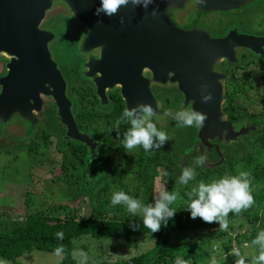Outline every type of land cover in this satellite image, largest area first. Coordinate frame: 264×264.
<instances>
[{"label":"water","instance_id":"95a60500","mask_svg":"<svg viewBox=\"0 0 264 264\" xmlns=\"http://www.w3.org/2000/svg\"><path fill=\"white\" fill-rule=\"evenodd\" d=\"M99 7L100 0H0V57L7 60L6 75L0 79L1 102L7 117L11 118L13 110L27 113L30 103L36 105L42 93L55 104L71 139L88 148L94 144L77 129L66 83L49 50L54 34L42 29L50 14L61 10L83 29L79 51L86 57V76H95L96 93L103 104L105 90L119 88L125 108L151 105L154 115L150 119L159 128L169 111L155 100L150 88L174 87L182 95L181 111L191 108L206 116L203 126L195 127L205 152L204 166L223 165L225 150L239 136L261 126V121L235 126L225 119L222 78L216 66L222 58L235 60L239 50L253 54L257 50L263 55L264 38L235 31L214 38L194 25L185 27L184 22L193 8L210 16L236 11L238 0H128L110 16L95 14ZM209 94L211 99L205 101L203 97ZM199 154L202 156L201 149Z\"/></svg>","mask_w":264,"mask_h":264},{"label":"trees","instance_id":"16d2710c","mask_svg":"<svg viewBox=\"0 0 264 264\" xmlns=\"http://www.w3.org/2000/svg\"><path fill=\"white\" fill-rule=\"evenodd\" d=\"M260 70L264 72V64L260 67ZM76 83L77 85L74 87L73 84ZM67 97L71 105L74 106L72 115L77 129L80 132H86V135L93 134L91 138L93 136L97 138L98 136V139L103 143L102 146H107L100 147L97 152L92 153L91 149L85 144L71 139L66 134L65 146L62 148L58 147L62 158L61 173L65 177L74 176L75 180L79 179L81 181H84L86 171L91 173V181L87 185L77 186L72 192L71 200L72 204H74V209L77 210L76 213L70 214L68 212L64 216L39 213L37 215H27L25 220L22 221L1 219L3 221H0V259L10 264H19L17 260L25 255H31L34 252L57 254L55 249L61 248L62 251L58 254L60 255V260L57 264H76L73 258V252L76 247L75 242L83 237H88L99 242L119 240L128 245H133L140 238L154 241L152 250L120 259L111 264H174L177 258L187 260L188 264H210L212 260V241L224 237H228L227 244L223 245L222 250L224 254L219 259H216L217 264H234L236 260V258L233 259V257H236L234 250H239L247 257L258 254L257 246L252 245L251 241L255 238L258 231L264 229V216L260 213L264 206V163L255 166L254 172L251 175L250 185L254 184L258 186L255 190H250L254 203L250 207L242 209L238 214L230 211L226 217L228 222L226 229H221L215 222L211 224L205 223L199 217L193 220L190 218L188 211H179L168 220L167 226L162 225L159 231L152 233L150 229L143 226L142 217L139 214H129L126 206L123 204L111 205L110 200L113 193L111 188L116 183H119L120 190L116 191H124L129 194L131 189L121 182L127 175L133 174L137 178L135 192H138V190L142 192V197L139 200L144 204L150 199L153 180L158 176L159 171L162 172L164 178H168L169 180L172 173L176 169L179 170L180 165L182 166L181 160L183 157L179 161L180 164L174 169L171 161L172 159L176 160V156L166 153L160 155L159 151L156 153L151 151L145 153L142 147L137 146L140 150L133 157V159H136L137 169L135 171L120 169L117 173H113L115 167L112 163L110 164L109 155L121 151L119 153L121 158L120 164L126 158L123 139L124 133L130 127L127 118H124L119 125L116 123L121 112L125 109L121 97L119 95L113 96L108 103L103 104L101 102L98 106L90 98L87 89L83 85H80L77 80L69 83ZM226 98L224 109L228 120L231 122H237L240 118L254 120L255 117L264 112L262 108L257 110L254 104L250 106L241 101H237L236 103L235 99L229 95ZM97 106L102 109H97ZM98 119L103 122L104 131L108 135L110 132L112 138L119 140L120 146L110 144L112 141L101 135L100 131L95 132L92 129L93 122ZM261 132L264 133V127L258 128L257 131H250L249 133L251 137L258 140L256 142L264 150V136L256 137ZM195 135H197L196 131ZM195 135V143L198 144L199 141ZM45 141L46 139L41 138L38 140V144L40 143L39 145L43 146L46 144ZM241 142H237L233 146V149L242 147ZM254 144L250 143L248 147L250 148ZM28 150V152H33L34 148ZM227 151L225 152L228 153L226 160L227 168L226 166L221 168L202 166L198 167L200 171L204 169L208 170H205L207 171L206 173L199 171L198 175L209 177L211 172L221 173L222 170L228 168L231 172L234 165L232 161L233 157L230 154L232 151ZM197 154L198 152L195 155ZM229 156L231 158L228 159ZM95 162L98 164L97 169H95ZM249 162L251 163L252 159ZM171 186L170 181H168L169 191L171 190ZM80 201L87 202L86 208L88 209V213L84 217L79 216L77 213L78 209L76 206ZM64 206L65 204H60L51 211L54 212L57 208ZM237 218L244 219L246 224L250 226V229L246 232H241V234L234 233L232 237L230 234L232 232L231 222ZM130 225L135 227H130ZM197 231L203 235L199 243H182L180 246H174L170 243L174 235ZM57 232H62V239L56 238L55 233ZM247 249L250 250L251 254H246Z\"/></svg>","mask_w":264,"mask_h":264},{"label":"rangeland","instance_id":"374dc122","mask_svg":"<svg viewBox=\"0 0 264 264\" xmlns=\"http://www.w3.org/2000/svg\"><path fill=\"white\" fill-rule=\"evenodd\" d=\"M194 9V8H193ZM210 21L209 33L215 36H221L226 31L234 29L238 34L256 36L264 33V0H248L246 5H241V9L231 12H218L211 14L207 17ZM44 28L53 32L55 38L52 43L49 44V50L53 53V56L58 60L60 66L65 71V79L67 83L75 82V80L83 78L81 73H77L79 65H82V61H85L82 55H80L78 46L83 38L84 32L82 27L69 15L63 13L61 10L53 11L49 19L43 23ZM52 55V54H51ZM255 55V54H254ZM260 58V57H259ZM262 59V58H261ZM254 60V59H252ZM247 71L242 78L247 80V83L243 82L239 85V94H233L236 96L235 101L244 102L248 105L258 104L257 110L260 109V105L264 103V75L258 74L255 65H248ZM249 82H251L249 87ZM77 85L73 84L75 87ZM156 91V89H155ZM157 92V91H156ZM158 100L161 102L162 108L170 111L174 109L173 114H169L168 118H164L159 129L164 130L168 136V140L163 144L161 148L150 149L151 152H160V155L164 153L176 156V160L172 159V165L175 169L177 165L181 164L180 169L172 173L170 179L164 178L162 172L159 171L157 177L153 180L152 192L150 193V199L144 204H153V198L156 197L162 191L168 190V181L171 183L170 192L177 194L176 200L171 205L172 210L175 212L187 211V196L186 193L201 181L208 183L212 180L219 179L224 175H238L241 171L249 173V181L251 175L254 172L255 166L264 163V150L259 147L254 137L250 136V133L242 136V147H238L235 150L233 146L228 147L225 152L232 151L230 154L233 157L232 161L234 165L230 169L222 170L221 173L211 172L209 177H201L198 175L200 169L196 167V177L194 180L188 182L187 185L179 182V175L185 167H195L194 159L197 155H200V149L198 144L195 143L194 135L195 127H185L179 124L176 113L180 111L183 105L182 95L176 91L174 87H168L158 92ZM97 109H102L101 107ZM170 109V110H169ZM257 118V117H255ZM262 126V125H261ZM261 126H257L260 128ZM256 127V131L257 128ZM92 129L95 132H101L105 138H108L110 144L119 145V140H116L104 131V124L99 119L93 122ZM260 130V129H259ZM93 134H88L89 138L94 143L92 153L97 152L102 146V142L95 136L91 138ZM34 136V135H33ZM196 136V135H195ZM264 136L261 132L256 137ZM111 138V139H110ZM53 139V138H52ZM50 139V140H52ZM248 139V140H246ZM249 141V142H248ZM154 143L156 141L154 140ZM250 143H255L254 146L248 147ZM257 143V144H256ZM40 144V143H39ZM36 138H26L24 141L15 138H0V221L1 219H9L12 221L25 220L27 215H37L39 213H45L52 216H64L68 212L75 214L74 204H72L71 196L72 192L79 185H87L91 181V173L86 171L84 181L74 178V176L65 177L61 173V154L57 150L56 143L48 145H39ZM105 144V143H104ZM33 149V152H28V149ZM47 149V151H46ZM140 148L136 147L132 150L126 149V158L119 163L121 158V151L111 153L109 160H111L115 167L113 173H117L118 170H132L137 169L136 159L133 157L138 154ZM198 154L195 155L197 152ZM236 151V152H235ZM223 153L225 163L219 167L226 166L227 154ZM195 155V157H194ZM205 152L202 153V156ZM231 156L228 157L231 158ZM213 158H215L213 156ZM252 159L250 163L249 160ZM248 160V161H247ZM93 164V163H92ZM95 169H97V163L95 162ZM227 168V166H226ZM208 169L200 171L206 173ZM108 171V169H107ZM199 172V173H200ZM75 180L74 183L72 181ZM137 178L135 175L129 174L121 183L126 184L131 191L129 195L133 198L142 197V192L138 190L136 184ZM83 185V186H84ZM119 183L113 186L112 192L118 190ZM258 186L250 185V190H255ZM120 190V189H119ZM60 204H65L64 207L57 208L54 212L51 210L58 207ZM87 202L80 201L76 208L78 209L79 216H85L88 213L86 208ZM58 210V211H57ZM264 216V206L260 212ZM139 214V213H138ZM142 217L141 214H139ZM1 226V224H0ZM233 237L234 233L246 232L250 229V226L246 224L242 218H237L231 222ZM202 234L197 231L194 233L183 232L178 235H174L170 243L174 246H180L182 243L196 242L199 243L202 239ZM228 237L220 238L212 241L211 246V258L219 259L223 255L222 247L227 244ZM76 247L73 252L74 262L76 264H111L142 252H147L153 249L154 241L150 239H138L133 245L120 242L119 240L110 241H95L88 237L80 238L75 242ZM234 246L235 244L232 243ZM246 254L249 255L250 250H246ZM234 255V254H233ZM236 257H233L235 259ZM60 260L58 254H46L34 252L31 255H25L18 259L19 264H57ZM7 264H10L7 262ZM221 264V263H219Z\"/></svg>","mask_w":264,"mask_h":264},{"label":"clouds","instance_id":"9594fccd","mask_svg":"<svg viewBox=\"0 0 264 264\" xmlns=\"http://www.w3.org/2000/svg\"><path fill=\"white\" fill-rule=\"evenodd\" d=\"M128 0H100V7L96 9L95 14L103 12L105 15H112L118 8L126 5ZM135 3L136 0H133ZM205 101L211 99V95L203 97ZM154 110L149 104H137L134 108H125L121 112L117 125L127 118L130 127L124 133L123 146L127 150H132L137 146L142 147L145 153L153 148H161L168 140L164 130L158 129L151 121ZM177 120L179 124L185 127H202L206 116L202 113L188 108L184 111H177ZM154 140L156 143H154ZM204 156H197L194 159L195 167H185L179 175V182L187 185L189 181L194 180L197 173L196 167L204 166ZM249 173L239 172L238 175H224L219 179L205 183L199 182L190 192L186 193L187 206L190 218L199 217L205 223H217L221 229L227 228V214L231 211L238 214L242 209L250 207L254 203L250 191ZM177 194L170 191H162L153 198V204H143L138 198H133L124 191H115L112 193L110 203L115 206L123 204L126 206L129 214H141L142 224L151 230L152 233L159 231L161 226H167V222L176 212L172 210L171 205L176 200ZM130 227H135L130 225ZM56 238L62 239V232L55 233ZM252 245L257 246L258 254L247 257L239 250H234L236 260L234 264H264V229L257 232L255 238L251 241ZM59 254L62 249L56 248ZM0 264H7L0 259ZM174 264H188L187 260L177 258ZM210 264H217L215 258Z\"/></svg>","mask_w":264,"mask_h":264},{"label":"flooded vegetation","instance_id":"af4514ba","mask_svg":"<svg viewBox=\"0 0 264 264\" xmlns=\"http://www.w3.org/2000/svg\"><path fill=\"white\" fill-rule=\"evenodd\" d=\"M248 0H238L239 3V9H241V5H246ZM63 13L67 14L63 11ZM208 16L201 13L198 9H193L188 12V14L184 18L185 27H189L190 25H194L196 29H198L200 32L206 31L209 33V25L210 21L207 19ZM49 19V18H48ZM47 19V20H48ZM46 20V21H47ZM45 21V22H46ZM43 26V25H42ZM43 30H49L47 28L42 27ZM50 31V30H49ZM231 31H235L233 28L226 31L221 36H215L212 33L211 36L214 38H222L225 35L229 34ZM236 32V31H235ZM238 34V32H236ZM241 35V34H239ZM248 36V35H247ZM253 37V36H251ZM255 38H264V33L254 36ZM55 38V36H54ZM54 41V40H53ZM79 50V47H78ZM256 54H258L257 50H254ZM80 55L83 56L85 59L86 57L79 51ZM260 53V52H259ZM264 53V49H263ZM52 61L56 65V70L60 76V78L66 83V95H68V88L69 84L67 83L65 79V71L60 66L58 60L55 59L53 56V53H51ZM254 55L253 53H249L246 50H239L237 53V57L233 61H227L225 58L219 59L216 66V72L217 75L222 78L221 84L223 86V93H224V100L222 103V111L224 112L225 119L232 123L233 125H238L240 123H254L261 121V127H264V112H262L260 115L257 116L254 120H244L239 119L237 122H231L228 120L227 113L225 112L224 105L226 103V97L229 95L231 98L235 99L236 96H233V94L240 93L239 85L243 82L244 84L247 83V80L245 78H242V76L246 77L244 75L247 71L248 65H255L257 67L258 74L263 76L264 72H261L260 67L264 64V54H258ZM260 57V58H259ZM93 58L96 60L98 59L97 54L93 56ZM262 58V59H261ZM254 59V60H252ZM6 64L7 60L4 57H0V79L4 78L6 75ZM85 61H82V65H79V70H77V73H81L80 76L83 75V78L77 79L78 83L80 85H83L85 89H87V92L90 94V98L94 102V104L98 105L101 104V99L99 96H97L96 93V87L93 82L95 80V76L93 78H89L86 76L85 69H84ZM251 82H249V87ZM156 89V91H155ZM163 87L152 85L150 90L152 95L154 96L155 100L160 103L158 100V92L162 91ZM176 89V88H175ZM2 90L3 86L0 84V138L6 137V138H15L24 141L26 138L29 137V139L36 138L37 140H40L41 138L46 139L45 143L46 145L51 143H56L57 150L58 147L62 148L65 146L66 142V127L61 122V120L58 118L56 113V107L52 100H49L47 97L43 96L42 93L38 95L37 104L33 105L30 103V106L28 108V112L25 114L19 113L18 110H13L10 115L11 118L7 117L5 112V107L2 106L1 102V96H2ZM176 91H178L176 89ZM106 103L110 100L113 96L120 97V90L119 88H109L105 90L104 92ZM68 98V97H67ZM123 101V100H122ZM105 103V104H106ZM237 103V101H236ZM124 104V102H123ZM264 103H262L260 108H263ZM16 106V105H15ZM14 105L11 106L10 109H14ZM254 106L258 107V104H254ZM125 107V106H124ZM162 107V105H161ZM164 109V108H163ZM166 111V109H164ZM170 110V109H169ZM168 111V110H167ZM181 111V108H180ZM74 112V106L72 105V113ZM174 109L169 111V114H173ZM257 114V113H255ZM170 118V117H169ZM79 131V130H78ZM255 131V130H254ZM80 132V131H79ZM81 135H86V132L81 131ZM34 135V136H33ZM53 138V139H52ZM52 139V140H50ZM242 140V136H239L237 138V142H240ZM95 145L92 144V146L89 147V149H93ZM201 149V153L204 152L203 148L200 147V144L198 143V147ZM47 151V149H46ZM60 152V151H59ZM61 154V152H60Z\"/></svg>","mask_w":264,"mask_h":264}]
</instances>
